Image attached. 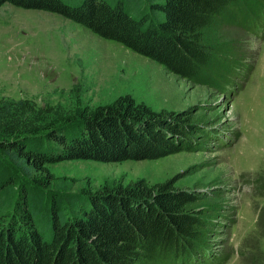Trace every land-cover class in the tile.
Returning <instances> with one entry per match:
<instances>
[{"label": "rangeland", "instance_id": "1", "mask_svg": "<svg viewBox=\"0 0 264 264\" xmlns=\"http://www.w3.org/2000/svg\"><path fill=\"white\" fill-rule=\"evenodd\" d=\"M225 17L214 36L231 48L219 54L216 76L199 84L61 14L9 2L0 8V105L23 99L22 124L42 130L130 94L191 125L185 150L159 159L48 163L54 180L43 188L96 194L172 179L202 195L213 231L174 264H213L222 255H230L226 264H264V0H240Z\"/></svg>", "mask_w": 264, "mask_h": 264}, {"label": "trees", "instance_id": "2", "mask_svg": "<svg viewBox=\"0 0 264 264\" xmlns=\"http://www.w3.org/2000/svg\"><path fill=\"white\" fill-rule=\"evenodd\" d=\"M239 1L0 0V8L9 2L61 14L205 84L216 76L219 54L231 48L214 34ZM23 104L12 98L0 105V264H174L208 239L213 229L202 195L179 190L172 179L143 178L96 194L43 190L54 180L48 163L159 159L185 150L191 125L178 114L156 112L127 94L41 130L17 118L27 115Z\"/></svg>", "mask_w": 264, "mask_h": 264}]
</instances>
